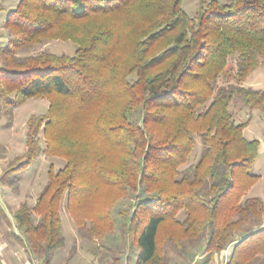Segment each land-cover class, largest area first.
<instances>
[{
	"label": "trees",
	"instance_id": "obj_1",
	"mask_svg": "<svg viewBox=\"0 0 264 264\" xmlns=\"http://www.w3.org/2000/svg\"><path fill=\"white\" fill-rule=\"evenodd\" d=\"M199 1L195 17L182 0H20L9 11L0 120L11 123L31 98L49 106L30 119L26 151L1 180L16 178L41 151L66 160L50 167L35 205L14 212L19 233L0 205L32 257L48 264L64 246V200L82 236L103 242L130 195L133 205L120 213L124 236L139 249L136 264H169L170 245L186 253L198 242L209 262L236 241L227 264L264 257V203L245 197L260 179L252 168L261 142L244 135L252 117L238 123L230 109L238 95L264 116V88L243 85L264 68V0ZM55 40L77 48L22 54ZM232 57L235 84L218 87ZM197 138L202 150L190 163Z\"/></svg>",
	"mask_w": 264,
	"mask_h": 264
},
{
	"label": "rangeland",
	"instance_id": "obj_2",
	"mask_svg": "<svg viewBox=\"0 0 264 264\" xmlns=\"http://www.w3.org/2000/svg\"><path fill=\"white\" fill-rule=\"evenodd\" d=\"M182 1L185 10L191 16L195 17L200 9V1ZM19 2L20 0H0V47L7 45L10 38V33L5 28V21L8 16L6 9H15ZM76 48V44L72 41L55 40L41 45H34L31 48H27L25 51H23L22 54H37L43 51H48L58 55H72L75 52ZM229 62V68L222 76H220L217 81L218 87L227 86L229 84H235V81L233 80V75L236 68V57L230 58ZM243 85L245 87H251L253 89H263L264 68L260 67L256 69ZM48 106L49 102L47 99L31 98L21 106L14 109V117L11 123H9L5 117L0 120V205L6 212L8 218L11 220L13 225L12 228L16 233H19V230L17 229L16 222L13 218L14 212L20 207L22 203H27L31 207L34 206L39 197L40 192L45 187L48 181V171L50 167L52 166L55 170H59L63 168L66 164V160L64 158L59 156H52L44 151H41L40 155L33 161V163L24 172L19 173L16 178L14 176H11L9 178V182L7 183L2 182L1 180V175L4 173L8 164L11 163L13 159L24 155L26 151V139L29 130L30 119L38 118L41 115H45ZM230 109L234 114L236 122L238 123L245 122L250 116L252 117L250 124L244 130V135L248 139L256 138L259 139L261 142L259 157L252 168V173L259 176L260 179L251 188V190L246 194L245 197L260 198L264 203V116L257 110H250L245 105L243 99L238 95L235 96L230 106ZM0 110L3 112L1 99ZM39 137L40 146L42 147V149H44L45 142L42 131L39 133ZM201 150L202 142L199 138H197L196 149L191 156L190 163H194L197 161ZM186 167L187 165L182 167L181 169H185ZM134 197V195H130L127 198L121 199L118 202L115 208V215L117 217V227L114 231L115 235L116 232L119 234L124 231L123 228L125 227V223L128 222V218L120 212L130 210L135 200ZM65 205L66 203L64 200L63 210L61 212L62 228L64 230L63 233H65V236L67 237L70 243L72 240L73 230L77 231L80 235L82 234L78 231L77 227L75 226L72 217L65 208ZM179 217L180 219L184 217L183 212L180 213ZM1 220L2 226L0 227V230L3 231L6 239H10L15 245L21 244L17 240H15V237L12 234H10V230L3 221L2 217H0V221ZM247 228V225H245L242 232H246ZM113 235L114 233L109 235L103 242H100L97 239L91 240H94L95 245L97 243V245L99 244V246L103 248L105 243L109 242L107 240L109 238L114 237ZM83 236L87 237L84 234ZM202 243L203 242H198L192 245H188L186 253L180 264H193L196 257L202 254ZM109 246L112 247V249H117L118 243L116 240H112V242H109ZM168 249L170 250V260L172 256H175L174 252L176 251V248L174 245H170ZM101 252H103V249H101ZM125 253H128L129 256H123L121 264H136L139 254L138 247L131 244L128 252ZM103 257L112 259L113 257H115V252L107 251L104 253ZM255 264H264V259L261 257Z\"/></svg>",
	"mask_w": 264,
	"mask_h": 264
},
{
	"label": "crops",
	"instance_id": "obj_3",
	"mask_svg": "<svg viewBox=\"0 0 264 264\" xmlns=\"http://www.w3.org/2000/svg\"><path fill=\"white\" fill-rule=\"evenodd\" d=\"M11 10V8L6 9L7 15ZM113 236L114 237L109 238L107 241L112 242V240H116L118 248L112 249V247L109 246V242H106L103 248H101L103 249V252H101L95 249L94 240H91L89 237L82 236L77 231L73 230L71 242L69 243L67 237L65 236L64 246L52 254L48 264H121L122 257L129 256V254L125 252H128L131 242L124 236L123 232L119 234L116 232V235L114 232ZM12 242L13 241L10 239H6L3 231L0 230V264H46L42 262L41 259L32 257L27 248H25L22 244L15 245ZM236 243L237 241L230 244L226 248L227 263L232 256ZM107 251H114L115 257L112 259L103 257L104 253ZM184 251L185 250L178 251L176 249L174 252L175 256L170 258L169 264H180L185 255V253H183ZM207 258V255L197 256L193 264H224L223 253H219L214 256L211 262H209ZM262 258L264 259V257Z\"/></svg>",
	"mask_w": 264,
	"mask_h": 264
},
{
	"label": "built area",
	"instance_id": "obj_4",
	"mask_svg": "<svg viewBox=\"0 0 264 264\" xmlns=\"http://www.w3.org/2000/svg\"><path fill=\"white\" fill-rule=\"evenodd\" d=\"M221 253H223V256H224V264H227V250H223Z\"/></svg>",
	"mask_w": 264,
	"mask_h": 264
}]
</instances>
